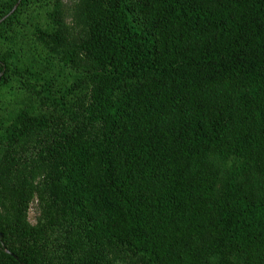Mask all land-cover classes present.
I'll return each mask as SVG.
<instances>
[{
	"label": "trees",
	"instance_id": "16d2710c",
	"mask_svg": "<svg viewBox=\"0 0 264 264\" xmlns=\"http://www.w3.org/2000/svg\"><path fill=\"white\" fill-rule=\"evenodd\" d=\"M0 264H264V0H0Z\"/></svg>",
	"mask_w": 264,
	"mask_h": 264
},
{
	"label": "rangeland",
	"instance_id": "374dc122",
	"mask_svg": "<svg viewBox=\"0 0 264 264\" xmlns=\"http://www.w3.org/2000/svg\"><path fill=\"white\" fill-rule=\"evenodd\" d=\"M38 214H39L38 204H37V201L35 200L33 202V204H32V209H31V212H30V219H31L32 222H36Z\"/></svg>",
	"mask_w": 264,
	"mask_h": 264
}]
</instances>
